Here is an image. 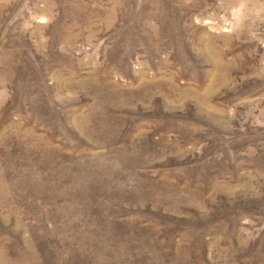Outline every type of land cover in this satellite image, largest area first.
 Returning a JSON list of instances; mask_svg holds the SVG:
<instances>
[{
  "label": "rangeland",
  "instance_id": "374dc122",
  "mask_svg": "<svg viewBox=\"0 0 264 264\" xmlns=\"http://www.w3.org/2000/svg\"><path fill=\"white\" fill-rule=\"evenodd\" d=\"M0 264H264V0H0Z\"/></svg>",
  "mask_w": 264,
  "mask_h": 264
}]
</instances>
